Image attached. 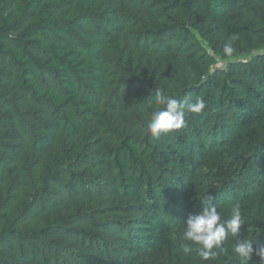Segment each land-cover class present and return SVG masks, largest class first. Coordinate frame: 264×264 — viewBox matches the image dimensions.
Wrapping results in <instances>:
<instances>
[{
    "label": "trees",
    "instance_id": "obj_1",
    "mask_svg": "<svg viewBox=\"0 0 264 264\" xmlns=\"http://www.w3.org/2000/svg\"><path fill=\"white\" fill-rule=\"evenodd\" d=\"M157 90L206 107L153 140ZM205 202L264 245V0H0V264H238Z\"/></svg>",
    "mask_w": 264,
    "mask_h": 264
},
{
    "label": "clouds",
    "instance_id": "obj_2",
    "mask_svg": "<svg viewBox=\"0 0 264 264\" xmlns=\"http://www.w3.org/2000/svg\"><path fill=\"white\" fill-rule=\"evenodd\" d=\"M234 51L233 41L225 42L221 63L225 58H230ZM155 103L162 107H158L152 113L147 124V132L153 140L175 133L184 127L187 114H199L206 107L205 101L201 98L191 102L186 95L183 100H179L165 95L160 90L155 91ZM244 224V217L239 206H234L229 217L225 219L216 205L205 202L200 213L189 215L183 223L181 235L187 242L183 246V251L187 254L192 247H196L200 258L208 261L216 257L218 251H224V244L231 237L234 238L232 254L238 264H249L253 255L259 258L261 264H264V245H261L253 236L239 239L240 228ZM254 231L259 233L264 231V228L254 227Z\"/></svg>",
    "mask_w": 264,
    "mask_h": 264
},
{
    "label": "rangeland",
    "instance_id": "obj_3",
    "mask_svg": "<svg viewBox=\"0 0 264 264\" xmlns=\"http://www.w3.org/2000/svg\"><path fill=\"white\" fill-rule=\"evenodd\" d=\"M217 64H218V66H217ZM216 67H223V64H222L221 62L218 61V62L216 63Z\"/></svg>",
    "mask_w": 264,
    "mask_h": 264
},
{
    "label": "built area",
    "instance_id": "obj_4",
    "mask_svg": "<svg viewBox=\"0 0 264 264\" xmlns=\"http://www.w3.org/2000/svg\"><path fill=\"white\" fill-rule=\"evenodd\" d=\"M217 66H218V64H217Z\"/></svg>",
    "mask_w": 264,
    "mask_h": 264
}]
</instances>
